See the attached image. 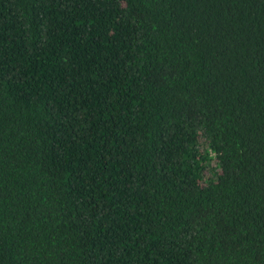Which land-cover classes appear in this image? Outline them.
Listing matches in <instances>:
<instances>
[{"label": "trees", "instance_id": "1", "mask_svg": "<svg viewBox=\"0 0 264 264\" xmlns=\"http://www.w3.org/2000/svg\"><path fill=\"white\" fill-rule=\"evenodd\" d=\"M0 264H264V0H0Z\"/></svg>", "mask_w": 264, "mask_h": 264}]
</instances>
